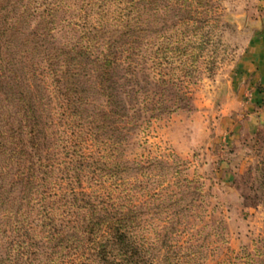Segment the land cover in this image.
I'll list each match as a JSON object with an SVG mask.
<instances>
[{
	"label": "rangeland",
	"instance_id": "374dc122",
	"mask_svg": "<svg viewBox=\"0 0 264 264\" xmlns=\"http://www.w3.org/2000/svg\"><path fill=\"white\" fill-rule=\"evenodd\" d=\"M65 1L46 27L49 51L78 41L92 14L83 0ZM137 15L138 50L125 45L128 58L121 51L111 70L115 104L100 93L97 70L81 80V126L106 142L98 151L87 140L84 151L117 165L152 254L264 264V0H144ZM33 60L18 68L42 70L43 59ZM44 87L53 93L49 77ZM47 109L58 122L53 97Z\"/></svg>",
	"mask_w": 264,
	"mask_h": 264
},
{
	"label": "trees",
	"instance_id": "16d2710c",
	"mask_svg": "<svg viewBox=\"0 0 264 264\" xmlns=\"http://www.w3.org/2000/svg\"><path fill=\"white\" fill-rule=\"evenodd\" d=\"M141 1L83 0L92 14L82 16L79 40L49 51V19L68 2L0 0V264H182L173 250L152 254L155 242L126 205L127 181L98 152L106 142L81 126L89 122L81 80L91 68L107 104H115L111 70L121 51L128 58L125 45L138 50ZM26 57H41L42 70L30 60L19 69ZM51 97L58 122L47 109ZM101 113L108 118L115 109ZM87 140L97 152L84 151Z\"/></svg>",
	"mask_w": 264,
	"mask_h": 264
},
{
	"label": "crops",
	"instance_id": "0c3cea01",
	"mask_svg": "<svg viewBox=\"0 0 264 264\" xmlns=\"http://www.w3.org/2000/svg\"><path fill=\"white\" fill-rule=\"evenodd\" d=\"M261 41H262V40H261ZM259 51H260V54H261V53L264 54V44H261V45H260V50H259ZM262 54H261V55H262ZM261 58H263V60H264V55H263Z\"/></svg>",
	"mask_w": 264,
	"mask_h": 264
}]
</instances>
